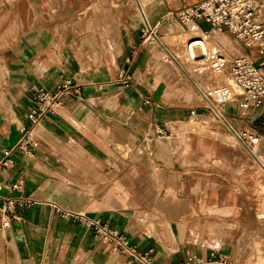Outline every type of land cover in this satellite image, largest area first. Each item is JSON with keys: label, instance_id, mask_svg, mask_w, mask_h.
Instances as JSON below:
<instances>
[{"label": "crops", "instance_id": "obj_1", "mask_svg": "<svg viewBox=\"0 0 264 264\" xmlns=\"http://www.w3.org/2000/svg\"><path fill=\"white\" fill-rule=\"evenodd\" d=\"M187 1L135 0L140 19H129V0H0V264H140L62 212L100 221L139 252H149L154 264L219 258L264 264V243L253 239L249 250L241 248L221 229L224 223L205 231L198 223L203 206L181 199L189 177L174 158L168 126L188 147L190 135L202 136L210 120H183L193 106L172 96L180 92L173 84L156 80L159 65L151 47L139 40L145 20L164 13L170 18L182 4L184 9L200 0ZM93 5H104L120 23L117 29L103 27L101 48L84 45L91 36L86 22L97 18ZM157 21L153 26L161 34L173 25ZM64 80L78 90L61 97L55 115L31 126L27 115L36 106L37 91L54 93ZM225 113L233 130L259 136L250 152L264 161V124L262 129L236 126V119L251 125L263 109L241 110L235 102ZM25 127L32 131L29 153L19 148ZM219 139L233 145L231 136ZM259 193L264 198V184ZM17 199L29 204L4 214L3 204ZM206 212L223 218L232 213ZM254 220L259 230L264 212Z\"/></svg>", "mask_w": 264, "mask_h": 264}, {"label": "rangeland", "instance_id": "obj_2", "mask_svg": "<svg viewBox=\"0 0 264 264\" xmlns=\"http://www.w3.org/2000/svg\"><path fill=\"white\" fill-rule=\"evenodd\" d=\"M185 1V3L188 2L187 0ZM90 8L92 9V13L97 14V18L93 20L89 19L86 22L91 36L85 40L86 42L84 45L89 47H95L97 45V48H101L104 44V41L99 44L101 40L100 36H102V32L105 31L103 27L107 30L106 25H114L117 29L120 23L118 19L111 17V11L106 10L104 5H93ZM113 8H116V6H113ZM138 8L140 10L142 9L139 6L137 7L135 0H129L127 11L125 12L129 19L135 16L140 19ZM90 12L91 11H88V13ZM170 13L174 14L175 11ZM165 14L166 13L159 15L158 18L162 19L156 18L155 20H149L147 24L149 26L152 25V29H154L153 24L158 22L157 20H159L162 25L166 23L171 25L172 22L179 24L174 16L170 15L169 18L166 17ZM142 30L144 31V26ZM212 30L213 29L209 28L202 29L203 32L208 33L207 37L210 38L216 34L219 36L226 35L231 40V43L225 44L234 49V43L240 49V53L229 51L230 57L227 58L226 56L228 68L224 72L216 74V77H212L215 73L206 71L203 74H199L202 76L201 78L197 76L198 73L194 72L195 65L187 64V67L178 65L180 60L176 57L174 58L173 50L186 41L184 37L175 38L169 36L167 32L161 34V32L156 29V41L153 42L150 39L147 43H144V45L146 47H151L150 49L153 52V63H158L159 65L157 68L158 74L156 75V80H160L164 85H166V83L173 84L180 92L174 93L172 96L178 99H188L186 101L188 102L187 105L193 106L191 110L189 108L185 110L186 115L183 120H192L197 117L210 120L209 126L204 129V134L202 136L196 134L190 135L191 138L187 142L188 147H186L185 144L179 143L170 125L168 126L171 132L168 133V136H171L173 152L175 153L174 158L178 160L180 168L189 177L187 189L184 188L181 194L186 197H182L181 199H187L190 205L203 206V213L201 212V214L198 215V223H201L199 227L202 226V229L208 231V229L213 226L224 223L226 225H223L221 229L224 230V232L230 231V233L234 235V239L236 238L239 240L240 247H247L249 250L251 245L250 242L253 239L264 243V226L259 224L261 228H259V230L256 229L254 220L256 213L264 212V198L259 193V185L264 184V161L259 162L250 152L252 146L244 145L240 140L234 137V133L230 129L231 126L227 120L221 122L212 116L206 109L207 100L202 93L228 84L229 64L234 57L249 55L256 59L257 55L254 51L245 48L243 44L232 38L225 30H222V33L218 31L211 32ZM96 33H99L100 39L98 38V41H92L91 37ZM140 37L139 41L144 42L148 36H144L143 32H141ZM194 37L199 36H193L191 38ZM217 40L224 44L222 39L218 38ZM224 50L226 51V49ZM184 69L187 70L188 73ZM185 90L190 91L191 95L186 96ZM236 100L237 98L235 97L230 103L234 104ZM192 110L195 111L194 116L190 115ZM225 117L229 118L226 114ZM263 119L264 115L257 117L251 125L247 124L246 126V120L236 119V126L262 129L264 124ZM252 120L253 119L248 122ZM192 130L197 131V126L193 125ZM222 135L233 137V145L221 141L219 136ZM208 208H226L232 213L229 218L218 217L216 215L207 214L206 211ZM193 216L197 218V214H193Z\"/></svg>", "mask_w": 264, "mask_h": 264}, {"label": "built area", "instance_id": "obj_3", "mask_svg": "<svg viewBox=\"0 0 264 264\" xmlns=\"http://www.w3.org/2000/svg\"><path fill=\"white\" fill-rule=\"evenodd\" d=\"M171 15L183 27L192 23L201 30L204 28L225 30L232 38L257 55L256 59L249 55L234 57L229 64L228 84L202 93L207 100L206 109L212 116L225 122V107L235 97L237 106L241 110L260 108L264 111V0H200ZM146 24L145 20L143 35L150 37L153 42L156 41V29H152L148 24L147 27ZM198 43L199 41L192 40L185 48L187 57L196 66L198 74H203L206 71L220 74L228 68L225 54L217 49L203 56L201 61L195 62L192 52L199 47ZM178 65L181 66L179 63ZM121 75L126 82L130 80V76L124 70L121 71ZM71 90L77 91L78 88L73 86L70 80L61 82L54 93H49L44 88L39 89L34 97L36 106L27 115L30 125H36L46 116L55 115L61 105V97L67 95ZM194 114V110L190 112L191 116ZM230 129L233 131L234 137L244 145L255 146L259 143V136L251 130L239 129L235 131L232 127ZM21 132L23 136L19 148L24 153H29L28 147L33 145L32 131L25 127L21 129ZM157 134L163 135V131H158ZM8 154L5 153V156ZM14 188L16 187L14 186ZM28 204L29 202L23 199L9 200L3 204L2 211L6 214L14 211L17 206H27ZM61 215L63 218L76 217L83 225L91 228L94 235L103 243H114L118 248L125 249L132 261L140 264H154L149 252H139L135 247L129 245L124 235L109 229L100 221L90 220L83 215H73L68 212H62ZM7 226V222L3 223V227ZM186 264L232 263L219 258L205 263H193V259H189Z\"/></svg>", "mask_w": 264, "mask_h": 264}, {"label": "bare ground", "instance_id": "obj_4", "mask_svg": "<svg viewBox=\"0 0 264 264\" xmlns=\"http://www.w3.org/2000/svg\"><path fill=\"white\" fill-rule=\"evenodd\" d=\"M172 23H173L172 27L167 31L168 35L175 38H181V37L186 38V41L184 43L178 45L173 50L174 58L176 57L177 59H179L180 62L178 63L184 67H187V64L193 65V62L190 61V59L187 57V54L185 52V48L187 44L192 40L199 41L198 43L199 47L195 48V50H193L192 52L195 62L201 61L203 56H206L210 51L214 49H217L220 52L224 53L225 56H227V58L230 57L229 51L236 52L235 49H232L231 47H229V45L225 44V43L228 44L230 42V39L226 35L219 36L218 34L216 35L213 34L214 36L212 35L213 37L210 38L207 37L208 33L203 32L195 24L190 23L187 26H185V28H183V26H180L176 22H172ZM214 31H218L221 33L223 32L222 30H212L211 32ZM193 36H199V37L191 38ZM218 38L222 39L223 40L222 42H224V44H222L219 40H217ZM149 40L150 37H148L145 42H148ZM224 49H226V51ZM194 72L197 73V69L194 68ZM197 76L202 77L199 74H197Z\"/></svg>", "mask_w": 264, "mask_h": 264}]
</instances>
